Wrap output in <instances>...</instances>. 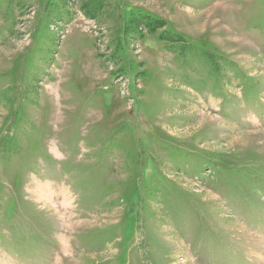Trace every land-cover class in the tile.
Masks as SVG:
<instances>
[{"label": "rangeland", "instance_id": "rangeland-1", "mask_svg": "<svg viewBox=\"0 0 264 264\" xmlns=\"http://www.w3.org/2000/svg\"><path fill=\"white\" fill-rule=\"evenodd\" d=\"M0 264H264V0H0Z\"/></svg>", "mask_w": 264, "mask_h": 264}, {"label": "trees", "instance_id": "trees-1", "mask_svg": "<svg viewBox=\"0 0 264 264\" xmlns=\"http://www.w3.org/2000/svg\"><path fill=\"white\" fill-rule=\"evenodd\" d=\"M172 36H177L176 39H173L176 41L175 45L171 46V51H174L178 54V56L182 59V62L184 64H187L189 62H193V60H198L202 63V65L209 71L213 76L223 75L222 72H226V79L229 80L228 74L230 75V66L231 64L225 59L220 57V61H222L221 64L217 63L216 56L212 54L211 52H207L204 50H199L195 44H189L188 46L184 43V40L182 38H179L178 34H172ZM235 73H232L231 75H234ZM211 162L212 166H215L214 163H212L211 160H209L207 163ZM205 164L208 165L209 164ZM205 169H210L209 167ZM204 168V167H203ZM200 169V167H199ZM248 175L250 177H253L256 175V173H251ZM217 183V182H216ZM247 186H253V185H247Z\"/></svg>", "mask_w": 264, "mask_h": 264}]
</instances>
